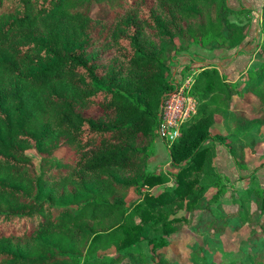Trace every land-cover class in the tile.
<instances>
[{"label":"trees","instance_id":"16d2710c","mask_svg":"<svg viewBox=\"0 0 264 264\" xmlns=\"http://www.w3.org/2000/svg\"><path fill=\"white\" fill-rule=\"evenodd\" d=\"M212 2L216 18L200 10ZM232 11L226 0H0V264H264L258 169L225 203L216 164L219 145L240 173L264 143V0L256 64L240 80L201 67L168 169H148L188 22L245 53L250 22ZM184 229L185 263L172 252Z\"/></svg>","mask_w":264,"mask_h":264},{"label":"rangeland","instance_id":"374dc122","mask_svg":"<svg viewBox=\"0 0 264 264\" xmlns=\"http://www.w3.org/2000/svg\"><path fill=\"white\" fill-rule=\"evenodd\" d=\"M213 4V2H212ZM226 4L236 12H230L227 14L229 21L234 22L239 25H245L246 22H250L248 25V35L241 45V50L244 52L238 53L235 48H229L225 36L221 35L220 37L209 36L207 38H202L196 32H198L199 22H188V26L193 29L195 34L190 38L188 33H185V44L184 47L180 50L177 57V61L173 63V71L176 80L183 81L187 76L195 77L201 67H206L208 64H217L219 72H225L228 78L240 80V76L245 73L246 69L254 66L256 64L255 55L259 47V42L263 41V38L260 34L257 19H258V10H260L259 0H226ZM241 7H248L254 9L251 14L245 13L243 11H238ZM93 16L105 17L109 13V9L104 4H94L92 7ZM201 12L207 17L208 14L212 15L213 18H216L218 11L215 8V4L210 7V5L202 6L200 8ZM261 21V19H258ZM180 43V42H179ZM258 44V45H257ZM259 47V48H258ZM246 105L252 104V99L245 97ZM224 131V125L217 121L215 126L212 128V132ZM261 140L257 145L256 151L249 153L248 162L241 166L240 173L236 171L235 166L233 165L231 156L222 146L217 145L216 147V161L217 167L220 172V178L225 184L226 188L223 189V194L220 199L225 203H230L234 196L241 194L249 183L247 180L242 179V176H245L249 172H252L254 168H257V176L259 178L260 184L264 187V168L260 167V164L264 161V143L262 136H259ZM25 153L30 156L35 164L37 172H39V162L40 155L33 148H27ZM153 155H156L153 157ZM169 154L167 151V144L160 139H156L154 142V151L148 158V169L153 172H165L169 166H166L169 161ZM158 162L160 163L159 168ZM166 166V167H162ZM159 168V169H158ZM212 190L209 193V196L214 192ZM134 195L131 194V197ZM138 195L135 196V198ZM228 242L234 241V236H229ZM191 237L186 229L183 230L182 234L176 242L172 245V252L174 257L179 261L185 263L187 261V253L184 250L190 241ZM230 245V244H229ZM102 252L113 253V250L110 248L103 250Z\"/></svg>","mask_w":264,"mask_h":264},{"label":"built area","instance_id":"2783aa9c","mask_svg":"<svg viewBox=\"0 0 264 264\" xmlns=\"http://www.w3.org/2000/svg\"><path fill=\"white\" fill-rule=\"evenodd\" d=\"M193 82V76L179 81L161 104L155 131L157 138L167 145L180 136L183 124L197 112L198 100L191 92Z\"/></svg>","mask_w":264,"mask_h":264},{"label":"crops","instance_id":"0c3cea01","mask_svg":"<svg viewBox=\"0 0 264 264\" xmlns=\"http://www.w3.org/2000/svg\"><path fill=\"white\" fill-rule=\"evenodd\" d=\"M261 1H262V0H259L260 5H261ZM197 108H198V107H197ZM214 126H215V125H214ZM214 126H213V127H214ZM154 156H156V155H153V157H154ZM169 164H170V159H169L168 164H167L166 166H169ZM216 164H217V161H216ZM157 166H158L159 168H161V167H160L161 165H160L159 162H158V165H157ZM166 166H162V167H166ZM159 168H158V169H159Z\"/></svg>","mask_w":264,"mask_h":264}]
</instances>
